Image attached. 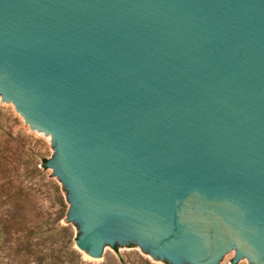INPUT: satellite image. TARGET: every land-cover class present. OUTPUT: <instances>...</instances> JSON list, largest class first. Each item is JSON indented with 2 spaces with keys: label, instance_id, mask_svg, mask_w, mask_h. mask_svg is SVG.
<instances>
[{
  "label": "water",
  "instance_id": "1",
  "mask_svg": "<svg viewBox=\"0 0 264 264\" xmlns=\"http://www.w3.org/2000/svg\"><path fill=\"white\" fill-rule=\"evenodd\" d=\"M0 97L89 257L264 264V0H0Z\"/></svg>",
  "mask_w": 264,
  "mask_h": 264
},
{
  "label": "rangeland",
  "instance_id": "2",
  "mask_svg": "<svg viewBox=\"0 0 264 264\" xmlns=\"http://www.w3.org/2000/svg\"><path fill=\"white\" fill-rule=\"evenodd\" d=\"M55 157L52 139L43 138L40 133L30 129L17 113L12 103L3 102L0 97V217L8 223L12 217L13 202L10 196L19 190L28 193L31 200L29 206L34 217L42 225V231L48 232V221L55 220V238L43 237L38 239L45 259L38 260L36 256H25L23 241L18 239L19 234L13 226L8 233L7 247L0 249V264H171L167 260L155 258L144 251L136 243L117 244V249L106 245L103 255L94 259L87 253L80 251L76 242L80 235L79 226L68 222L70 203L63 193L64 199L58 201L52 189V183H57L61 189L63 184L54 176L53 170H44V159L51 160ZM34 159L40 165L41 175L27 173L26 161ZM65 206H63L62 205ZM4 215L2 217L1 215ZM64 215V216H60ZM10 225H13L12 219ZM69 228V242L65 240L63 227ZM3 229V225L0 224ZM51 228V226H50ZM18 239V240H17ZM76 249L81 259L73 258L68 253V248ZM236 252L224 263L234 264ZM236 264H251L246 259Z\"/></svg>",
  "mask_w": 264,
  "mask_h": 264
},
{
  "label": "trees",
  "instance_id": "3",
  "mask_svg": "<svg viewBox=\"0 0 264 264\" xmlns=\"http://www.w3.org/2000/svg\"><path fill=\"white\" fill-rule=\"evenodd\" d=\"M47 159L43 160L42 168L44 170H48V167L46 165ZM27 165V173L32 175H41V171L38 165H40L38 162H36L34 159H31L30 161H26ZM52 189L54 190L56 194V199L59 201L64 199L63 193H65L68 197V191L65 187L61 189V187L57 183H52ZM11 201L13 202L12 210H10V213H12V217L10 218V221L12 219L13 225H10V221L7 223L6 220L1 219L0 217V224L3 225V229L0 228V249H4L7 247L8 242V233L13 226V229H16V233L19 234L18 239H22L23 241V248H24V254L25 256H36L38 260L45 259L43 255V251L40 248V245L38 243V239L43 237V235H46V238H55L57 237V234L55 232L54 223L55 220H49L48 226V232L42 231V225L39 224V220L34 217V214H32L31 211H33L31 208L29 210V206L31 205L30 196L28 193H24L23 190H19V192H16L10 196ZM69 202V200L67 199ZM63 205V203H62ZM64 206V205H63ZM65 207V206H64ZM4 217L3 213L1 215ZM64 216V215H60ZM73 225H76L75 223H72ZM51 226V228H50ZM69 228L63 227L62 230L64 231V237L67 243L69 242ZM17 239V240H18ZM68 253L72 255L73 258L81 259V255L79 252L70 247L68 248Z\"/></svg>",
  "mask_w": 264,
  "mask_h": 264
}]
</instances>
